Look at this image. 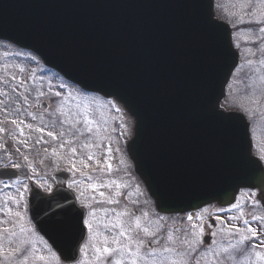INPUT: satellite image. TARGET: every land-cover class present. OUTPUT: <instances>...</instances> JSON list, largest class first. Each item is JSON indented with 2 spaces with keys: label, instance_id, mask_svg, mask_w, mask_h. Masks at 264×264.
Masks as SVG:
<instances>
[{
  "label": "water",
  "instance_id": "obj_1",
  "mask_svg": "<svg viewBox=\"0 0 264 264\" xmlns=\"http://www.w3.org/2000/svg\"><path fill=\"white\" fill-rule=\"evenodd\" d=\"M0 39L129 111L127 154L159 213L226 206L239 189H259L264 169L245 116L219 107L239 55L212 0H0ZM30 201L60 261L75 262L86 230L61 225L75 220L67 209L81 210L57 197Z\"/></svg>",
  "mask_w": 264,
  "mask_h": 264
},
{
  "label": "rangeland",
  "instance_id": "obj_2",
  "mask_svg": "<svg viewBox=\"0 0 264 264\" xmlns=\"http://www.w3.org/2000/svg\"><path fill=\"white\" fill-rule=\"evenodd\" d=\"M216 2L226 4L227 10L231 11L239 12L243 7V0ZM237 44L241 53L240 65L233 72L220 105L227 110L239 109L247 115L255 97L251 93V84L260 96L264 95V63L248 68L250 53L243 42ZM57 92L60 93L59 96L56 95ZM51 94H55L60 104L64 103L59 110L49 112L46 116L30 111L32 105L38 104L41 99ZM85 115L88 122L83 119ZM113 128L114 130H111ZM131 128V120L125 119L124 112L116 102L82 92L75 85L60 79L55 72L47 70L32 52H26L9 42H0V165L6 162L10 165L19 164L18 169L24 175L25 183L27 174L33 170L36 161L42 166L50 163L54 169L59 165L72 167L70 161L74 159L76 169L73 170L85 175H89L97 165L102 166L101 174L87 179V192L81 197L87 205L86 218L93 224V232L111 236L117 235L122 229L132 228L130 235L133 241H150L152 248L156 249L155 252L145 249V243L137 249L135 242L129 243L122 264H131L137 251V264H264V247L257 246V252L261 254L257 257L245 244L228 248L222 245L224 242H236L241 235L250 237L251 233L246 231L248 224L261 231L264 219L252 220V216L264 217V211L256 203L255 195H250L253 192L244 191L239 194L237 207L228 211L231 217L228 216L227 223H223L224 225L216 231V243L213 247L198 249L197 243L201 240L199 227L186 231L182 228V220L178 216L159 215L144 186L133 172L126 170L125 162L128 161L124 139L132 133ZM68 129H73L74 135L69 133ZM49 131L55 132L57 138L49 137ZM60 132L64 133L63 137L59 136ZM74 136H79V140H74ZM62 141H69L77 147L75 157L67 155V148L59 147ZM82 143H91L92 147H81ZM259 144H262L260 138ZM54 150L58 155H53ZM88 153L95 159L87 160ZM82 159L88 167L80 163ZM108 164H111L110 169ZM12 186L16 188V183ZM15 188L11 190L0 186V262L20 264L27 256L25 264H63L30 221L26 212V201ZM100 193L104 195L101 196ZM134 209L137 210L136 214L132 213ZM214 210L210 207L198 212L201 219H194L191 225H202L204 218ZM93 212L94 217L89 215ZM245 212H249L251 216L246 224H243L241 218ZM120 213L126 214L119 215ZM134 217L140 218L139 228L133 223ZM231 226L238 227L240 232H236ZM144 228H148L153 235H145ZM86 230L87 236L82 243L84 253L79 251V259L72 264H102V258L97 259L92 245L102 247L103 239L100 236L93 239V232L88 228ZM169 235L172 240L167 239ZM120 239L121 242L128 243L127 237ZM185 239L190 243L179 242ZM260 240L255 244L259 245ZM109 246L116 245H112L109 240ZM221 246L223 248H219ZM17 247L20 252H13ZM164 247L175 248V251L164 252ZM41 256L44 258L40 259ZM117 258L120 256L114 257Z\"/></svg>",
  "mask_w": 264,
  "mask_h": 264
},
{
  "label": "flooded vegetation",
  "instance_id": "obj_3",
  "mask_svg": "<svg viewBox=\"0 0 264 264\" xmlns=\"http://www.w3.org/2000/svg\"><path fill=\"white\" fill-rule=\"evenodd\" d=\"M242 5V10L238 12L237 10H227V5L224 4L221 8L222 15L224 16L223 19L230 25L234 36H238L240 33L243 34L240 42H243L244 47L250 53L249 63L251 65L257 62L264 63V32L260 31L261 28H264V15H262V13H264V2H262V0H243ZM251 93L255 96L253 99V106L249 112L251 135L253 137V153L261 158L264 163V95L260 96L256 88H252ZM45 100L47 109L38 113L40 116H46L49 112H56L61 108V105H63V103L60 104L59 101H57L55 94L47 96ZM258 137L260 138L262 144H259ZM47 168H50V170H47ZM32 169L33 170L27 174L26 183L23 180L24 176L20 169H18L19 178L14 180H0L4 182L0 183V186L7 184V187L11 190L14 188L12 186L13 181L20 182L23 180L16 186L15 190L17 189L20 193L23 192L22 199L26 201V212H28L29 209L28 199L34 190L36 197H50L58 194V200L61 204H65L67 201L66 199H63V197H74L76 204H78L82 209L88 211L87 207H82L83 205H86V203L84 202V199L81 198L87 192L86 187L87 184H89L87 179H90L87 175L78 171L75 172L71 166L59 165L53 169L50 163H46L42 166L37 161L36 165ZM57 173H61V176L56 177L55 175ZM29 177H31V179H29ZM73 181L75 183H73ZM38 183L43 186L37 187ZM49 188L53 191L49 192ZM56 202L57 201H55V203ZM220 209L221 208L217 207L215 214L219 213L220 219L224 220V216H226V214L224 215V212H226L227 209H224L223 212H221ZM28 215L30 218V212H28ZM215 217L214 214H210L205 218L203 222L204 230L203 232L200 231L201 238L206 237V235H211L213 239L216 236H213L212 233H216L217 229L221 225V220H218L217 217ZM208 218H214L215 227L212 230L208 229V224L206 223ZM30 221L32 222L31 218ZM181 226L186 231L191 229V227L187 224H181ZM246 243L247 241L244 244ZM249 243H247V245H249ZM197 247L198 249L203 250V246L200 243H197ZM0 264L7 263L0 262Z\"/></svg>",
  "mask_w": 264,
  "mask_h": 264
},
{
  "label": "snow or ice",
  "instance_id": "obj_4",
  "mask_svg": "<svg viewBox=\"0 0 264 264\" xmlns=\"http://www.w3.org/2000/svg\"><path fill=\"white\" fill-rule=\"evenodd\" d=\"M262 2H264V0H262ZM262 15H264V13H262ZM261 32H264V28H261L260 29ZM61 87H63V85H61ZM57 96L60 95L59 92L56 93ZM111 103V102H109ZM220 115L222 116H225L227 117L228 115L226 113H224L223 111H220L218 112ZM83 119L85 120V122H88V117L87 115H85L83 117ZM13 123H16L15 121H13ZM73 127H75V123L73 124ZM87 130H90V129H86ZM39 131H43V129H39ZM77 131H79L77 129ZM47 135L49 137H52L53 139H56L57 138V134L53 131H49L47 133ZM64 133L63 132H60L59 133V136L60 137H63ZM74 140H79V136H74L73 137ZM40 141L38 140L37 143H39ZM60 148H67V155H70L71 157H75L76 154H77V147L76 146H73V144L69 141H62L59 145ZM81 147H84V148H91L92 147V144L91 143H82ZM96 147H99V145H96ZM47 151V150H45ZM53 155H58V153L54 150L53 151ZM25 159H27V157H25ZM95 157L91 154V153H88L87 154V160H94ZM71 164H72V169H76V164H75V160H71L70 161ZM80 163L84 166V167H88V165L85 163V161L82 159L80 161ZM0 167H12V168H16L18 169L20 167L19 164H11L9 165L7 162L4 164V165H0ZM30 167V165H29ZM107 167L110 169L111 168V164H108ZM13 175H15V173H13ZM29 179H31V177H29ZM15 182V181H13ZM0 183H4L3 181H0ZM73 183H75L73 181ZM5 187H7L8 185L5 184L4 185ZM43 185L41 184H37V187H42ZM90 187H93L92 185H89ZM258 188H259V193H260V196L261 197H264V175H261L260 177V183L258 185ZM49 192H52L53 190L51 188L48 189ZM101 196H103L104 194L103 193H100ZM250 195H255L254 193H251ZM20 196L21 198L23 197V192L20 193ZM109 202L111 203L112 201L109 200ZM232 207H237L236 204H232L231 205ZM82 207H87V205H83ZM69 217H74L75 220L73 222L72 219H69L65 224L61 225V227H63L64 229L67 230V232L71 235L73 234L78 228H80L81 224L87 226L88 230L90 232H93V224L89 222V220L87 218L84 217V214H83V211H75L74 209L72 208H69L66 210ZM221 212L224 211L223 208L220 209ZM126 213H120L119 215H125ZM17 215H19L17 213ZM89 215H92L94 217V212L93 213H89ZM146 215V213H145ZM187 219L189 221H193L194 219L195 220H199L201 219V216L199 213H196L194 215H189L187 217ZM217 219H220V217H217ZM261 219H264V217H257V216H252V220H261ZM133 223L135 224V227L139 228L140 227V218L139 217H134L133 218ZM107 227V225L105 226ZM199 227V230L201 232H203L204 230V226L202 225H197L195 223L192 224V228L193 229H196ZM235 229L236 232H240V229L236 226H231ZM133 231L132 228H127V229H122L117 235H111V236H106L104 235L103 233H98V232H93V239L96 238V236H100L102 237L103 239V246L102 247H99L95 244L92 245L93 249H94V252L96 253L97 255V259H101L102 258V264H122V260L125 258L124 257V253L125 251L128 249V244L129 243H132V242H135L136 245H137V249H139V247L141 245H143L145 243V241L143 239H136L135 241H133V237L130 235V233ZM246 231L251 233V236H247V235H241L240 236V239L239 241L237 242L238 245H242L244 244L246 241H249L250 239H254L256 238L257 236H260L262 234H264V226H262V229L261 231H257L256 229L252 228V226L250 224L246 225ZM143 232L145 233V235H153L152 233L149 232V229L148 228H144L143 229ZM195 235V233H193ZM213 236L216 235V233H212ZM121 237H127V240H128V243H123L121 242ZM168 240H172V236L169 235L167 237ZM109 240L111 241V244L112 245H116L115 247H112V246H109ZM153 242H154V237H153ZM180 243H190L188 240H182V241H179ZM204 241L203 240H200L198 241V243L202 244ZM191 246V245H190ZM257 246H260V247H264V240H261L260 241V244L259 245H253V249H255ZM164 252H170V251H175V248H169V247H164L162 249ZM156 249L153 248L152 249V252H155ZM13 252H20V248L17 247L15 249H13ZM80 252L81 253H84V246L82 245L80 247ZM9 255H11V253H9ZM117 255L120 256V258H117V259H114V257H116ZM255 255L257 257H260L261 254L259 252H256ZM139 256V252L137 251L134 255H133V258L131 260V264H137V259L136 257ZM40 259H43L44 257L41 256L39 257ZM264 258V257H262ZM27 261V256L24 257L23 260L20 261V264H25V262Z\"/></svg>",
  "mask_w": 264,
  "mask_h": 264
}]
</instances>
